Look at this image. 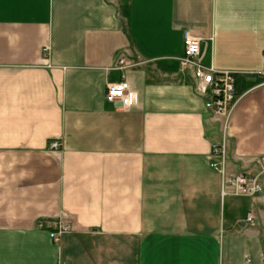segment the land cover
<instances>
[{"label": "crops", "instance_id": "crops-1", "mask_svg": "<svg viewBox=\"0 0 264 264\" xmlns=\"http://www.w3.org/2000/svg\"><path fill=\"white\" fill-rule=\"evenodd\" d=\"M184 30L234 71L226 129ZM263 48L264 0H0V264H264V174L224 194L212 166L259 172Z\"/></svg>", "mask_w": 264, "mask_h": 264}, {"label": "built area", "instance_id": "built-area-1", "mask_svg": "<svg viewBox=\"0 0 264 264\" xmlns=\"http://www.w3.org/2000/svg\"><path fill=\"white\" fill-rule=\"evenodd\" d=\"M184 56L182 62L185 66L191 67L194 77L198 84L200 94L205 98L206 108L214 117H218L224 121V128L230 120L233 108L237 102L235 92L234 71L230 69H217L214 66H205L198 61V56L201 52L200 39L193 35L189 30L183 32ZM264 59V48L262 50ZM120 64L125 63V58H120ZM264 74V69L259 71ZM106 100L109 102L120 101L125 107L132 103V97L129 90V85L126 81L111 83L108 86ZM51 148H57L58 142H49ZM224 144H216L213 148L215 154L221 156V160L213 161L212 166L220 172L223 180L224 194L232 195H254L260 193L262 184L260 175L264 174V155L257 157L256 163L259 167V172L250 174L244 170L236 172L228 171L226 167V159L224 154ZM249 222H253V215L247 217ZM70 230V225L59 221L50 232L51 238L59 242L62 235ZM247 259V264L250 263Z\"/></svg>", "mask_w": 264, "mask_h": 264}]
</instances>
